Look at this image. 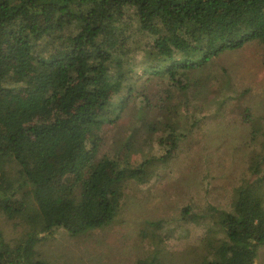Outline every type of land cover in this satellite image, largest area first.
<instances>
[{
  "label": "trees",
  "instance_id": "trees-1",
  "mask_svg": "<svg viewBox=\"0 0 264 264\" xmlns=\"http://www.w3.org/2000/svg\"><path fill=\"white\" fill-rule=\"evenodd\" d=\"M252 41L264 45V0H0V215L24 227L10 240L0 230V264H50L37 246L47 234L111 224L128 184H147L213 118L188 116L216 60ZM259 185L243 183L228 209H182L178 229L215 233L190 264H257ZM168 236L138 264H179L160 257Z\"/></svg>",
  "mask_w": 264,
  "mask_h": 264
},
{
  "label": "rangeland",
  "instance_id": "rangeland-1",
  "mask_svg": "<svg viewBox=\"0 0 264 264\" xmlns=\"http://www.w3.org/2000/svg\"><path fill=\"white\" fill-rule=\"evenodd\" d=\"M216 62V78L199 90L203 101L201 114L197 111L188 116L192 123L209 115L213 117L207 119L209 124L195 127L193 136L179 144L170 162L157 167L158 174L147 184H128V194L111 224L76 235L63 228L47 234L37 245L46 261L138 264L139 259L153 253L154 245L159 247L152 236L160 233L169 235L160 244V257H174V262L190 264L204 251L200 240L211 239L215 233L203 224L178 229L177 219L185 206H192V215L199 214L196 211L206 213L212 206L228 209L236 189L255 180L264 193V45L249 42ZM40 74L44 81L54 77L46 67L40 69ZM248 113L250 118L245 119ZM254 125L258 129L254 130ZM164 152L156 145L157 155ZM73 179L74 175H69L65 181ZM161 219L167 223L160 230L149 224ZM21 221L0 215V230L5 239L22 235ZM257 264H264V246L259 250Z\"/></svg>",
  "mask_w": 264,
  "mask_h": 264
}]
</instances>
